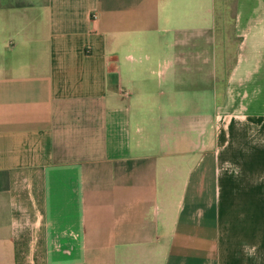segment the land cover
<instances>
[{
    "label": "crops",
    "instance_id": "0c3cea01",
    "mask_svg": "<svg viewBox=\"0 0 264 264\" xmlns=\"http://www.w3.org/2000/svg\"><path fill=\"white\" fill-rule=\"evenodd\" d=\"M0 264H264V0H0Z\"/></svg>",
    "mask_w": 264,
    "mask_h": 264
}]
</instances>
